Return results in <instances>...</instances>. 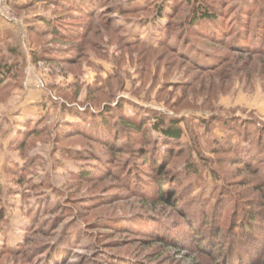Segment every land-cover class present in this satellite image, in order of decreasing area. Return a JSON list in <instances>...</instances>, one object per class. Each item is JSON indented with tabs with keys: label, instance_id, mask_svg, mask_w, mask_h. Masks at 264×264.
Segmentation results:
<instances>
[{
	"label": "rangeland",
	"instance_id": "obj_1",
	"mask_svg": "<svg viewBox=\"0 0 264 264\" xmlns=\"http://www.w3.org/2000/svg\"><path fill=\"white\" fill-rule=\"evenodd\" d=\"M116 1H123V9L139 7V12L108 14L121 31L118 34L105 28L109 18L96 20L90 26L92 32L76 42L85 46L75 65L60 66L41 59L54 49V38L34 36L46 29L43 20L54 15L52 2L0 0V20L19 27L11 42L0 34V60L19 71L17 78L0 87V264H41L38 257L32 259V253L41 252L39 256L45 258L46 250L42 249H52L64 238L68 250L59 258L50 257L51 264H205L204 258L189 249V243L181 248L137 233L175 226L178 235L175 232L174 238L180 237L179 228L184 225L177 211L151 199L154 206H148V199L133 195L119 177H104L105 169L114 173L131 158L129 150L137 152L141 144L124 138L123 146L117 145L114 153L94 140L65 136L70 124L82 125L77 113L93 107L88 100L107 101L112 94L116 97L112 106L123 101L127 117L134 116L137 106V110L144 108L180 121L181 142L192 151L202 171L203 183L194 191L197 198L211 195L213 168L233 183L236 195L245 201L258 200L255 183L248 182L249 173L241 164L228 160L232 154L214 155L211 151L213 140L230 137L237 141L223 121L253 123L256 129H264V30L261 28L259 39L251 36L256 22L264 19V0H215L230 24H242V12L246 11L245 18L256 13L252 17L256 26L251 25L249 37L241 39L240 27L235 29V37L240 36L232 39L238 48L226 37L215 36L210 43L186 36L192 43L191 53L195 52L192 49L200 50L201 65L208 64L204 62L208 59L212 61L209 64L218 65L208 70L192 65L185 52L184 59L168 49L174 35L182 36L183 29L176 31L175 27L173 39L164 46L159 43L169 18L163 13L157 20L156 9L164 6V12L171 14L173 0H113L110 7ZM182 7L176 21L185 20L189 6ZM74 18L70 16L68 22ZM111 118L113 131L119 124L116 116ZM153 123L151 120L148 125ZM94 130L103 136L100 128ZM151 134L158 137L155 131ZM19 145L23 150H17ZM131 162L147 170L148 164L138 156ZM84 172L103 177L83 181L78 176ZM255 239L259 245L262 237L256 235ZM255 250V245L250 246L246 263Z\"/></svg>",
	"mask_w": 264,
	"mask_h": 264
},
{
	"label": "trees",
	"instance_id": "obj_2",
	"mask_svg": "<svg viewBox=\"0 0 264 264\" xmlns=\"http://www.w3.org/2000/svg\"><path fill=\"white\" fill-rule=\"evenodd\" d=\"M50 1L54 5V15L51 19L43 20L46 29L34 33V36L39 37L38 35H42L54 38V41H52L55 46L54 49L49 51L47 55L41 56V59L60 66L75 65L78 57L84 52L83 46H85H78L76 42H81L86 38V34L92 32L90 26H93L96 20L102 21L109 18L110 23L105 25V28H109L113 34H118L121 31L115 26L113 18L108 16L119 10L122 15L139 12V7L123 9L121 7L123 1H116L114 6L111 7L113 0ZM174 2L175 0H173L174 5L171 7V14L164 12V6L159 5L156 9L157 20L164 16L163 13L167 14L169 18L167 25L163 28L164 31L166 29L164 39L162 38L159 43L164 46L170 42L173 39L175 27H177L176 31L180 29L183 32V29L182 36L174 35V40H172L168 49L177 56H183V52H185V58L201 70H208L218 65L214 62L209 64L212 62L210 59L204 61L208 64L201 65L203 60L199 58L200 50L192 49L195 52L191 53L189 48H191L192 43L187 41V37H196L198 40L204 39L210 43L214 41L215 36L219 37L218 39L226 37L229 40L236 36L235 29L240 27L241 36H239L241 39H246L247 36L249 37L251 25H255L252 17L256 13L245 18L246 11L240 13V19L244 20L242 24L234 23V21L230 24V20L225 14L216 8L219 4L215 0H187L181 4L177 2L176 5ZM183 5L185 7L189 6L185 20L181 21L178 18V21H176L180 9L184 8ZM70 16H75V18L73 21L68 22ZM262 20L264 19L261 18L256 22V34L252 32L253 35H251L254 39H259L262 35V29L264 30V21ZM169 22L174 24L169 25ZM86 23H89V25H86ZM175 23L178 24L175 25ZM239 36L237 35L234 39H238ZM234 39H232L233 43L231 40L229 44L232 43L233 48H238ZM124 44L127 45V43ZM258 46L259 44L255 49L259 48ZM174 47L180 52H176ZM18 74L19 71L15 70V66L0 60V87L8 80L17 78ZM7 87H9L8 84ZM115 99L116 97L112 94V96H108L107 101L88 100L86 103L97 108V110L92 111L93 107L86 106L85 111L77 113L82 125L70 124L68 126L70 130L64 134L65 136L76 135L88 138L87 140H94L104 148H111L114 153L119 145L123 146L124 138H131V142L141 144L142 147L137 152L129 150L131 158L126 160V163L114 173H111V169H105L103 172L105 173L104 177L111 174L119 177L130 188L133 195L148 199L145 201L148 206L150 204L154 206L149 200L151 199L155 200V203L174 209L183 221L184 227L183 229L179 228L180 237L177 238H174L173 235L175 232L177 233L175 226L172 229L158 227L152 233L142 231L137 233L147 236L153 241L157 240L160 243L171 246L176 245L181 248H187L186 244L189 243L192 246L189 249L193 250V253L198 257L204 258L205 264H255L264 258V248L261 249L264 246V129H256L253 123L249 125L239 121L236 122V120L223 121L222 124L225 129L232 132L237 141H233L230 137L226 138L225 141L213 140L214 145L211 151L214 155L226 153L225 155L230 156L232 154L228 160L231 159L234 164L239 163L243 166L244 172L249 173L247 175L248 182L255 183L254 187L257 188V202L248 201L249 199L245 201V199L236 195L235 190L232 189L236 188L232 186L233 183H228L224 179L223 173L218 169L215 171L213 168L210 170L214 183L211 195L207 198H197L194 191L198 183H200L198 187L203 183L202 171H199L193 159V153L191 154L192 151L181 142L183 130L180 127V121L166 118L155 111H143L146 110L143 107L142 111L137 110L140 108L137 106H135L134 116L127 117L123 113V101L112 106ZM118 111L120 113H114ZM112 116L117 117L116 121L119 124L117 129L113 131H111L113 129L112 125H109ZM151 120L154 123L149 126ZM94 128H100V133H103V136L101 137L98 130H94ZM125 129H130L136 134L129 135L124 131ZM75 130L78 132L73 133L72 131ZM153 131L158 133V137L152 136ZM17 150H23V147L19 145ZM134 156H138L139 160L148 164L147 170L140 169L137 164L131 162ZM89 175L88 172H84L79 174L78 177L80 180L88 182L103 177L99 175L95 178ZM255 203H259V207L255 206ZM257 207L259 209H256ZM256 235L262 237L259 245L256 244ZM64 239L63 242L61 239L58 243H55L53 246L56 247L52 249L50 247L42 249L46 250L45 258L39 256L43 253L33 252L32 259L38 257L41 264H51L50 257L55 256L56 259L67 252V244L64 243ZM218 240L220 243H218ZM252 245L256 246V253L251 261L246 263L245 258L249 255L250 246ZM220 247H222V250H220ZM58 263L59 261H57ZM262 264H264V261Z\"/></svg>",
	"mask_w": 264,
	"mask_h": 264
},
{
	"label": "crops",
	"instance_id": "obj_3",
	"mask_svg": "<svg viewBox=\"0 0 264 264\" xmlns=\"http://www.w3.org/2000/svg\"><path fill=\"white\" fill-rule=\"evenodd\" d=\"M17 29H19V27L15 26V25H9L6 24L5 22L0 20V34L5 35V40H8L9 42H11V39H14L15 37H17L18 33H17ZM9 36L11 37L9 39Z\"/></svg>",
	"mask_w": 264,
	"mask_h": 264
}]
</instances>
